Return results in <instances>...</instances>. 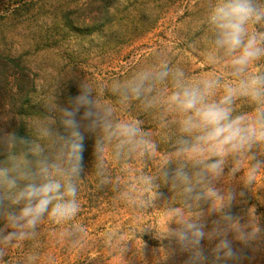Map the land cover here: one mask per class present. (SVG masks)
Segmentation results:
<instances>
[{
	"label": "rangeland",
	"instance_id": "374dc122",
	"mask_svg": "<svg viewBox=\"0 0 264 264\" xmlns=\"http://www.w3.org/2000/svg\"><path fill=\"white\" fill-rule=\"evenodd\" d=\"M222 2L0 0V152H9V126L28 92L51 113L73 110L76 98L86 95L92 112L84 119L80 107L75 115L82 129L75 142L85 149L83 171L71 175L76 213L59 222L47 217L34 228L14 227L7 219L0 264L13 254L27 255L25 264H264V139L223 157L213 173L218 203L204 212L162 210L151 187L162 163L213 156L153 150L172 136L194 140L198 134L182 130L190 113L169 102L183 87L205 90L206 81L214 82L206 90L208 103L235 89L226 105L231 117L257 133L264 129V88L253 96L251 87L241 86L264 77V54L238 72L232 61L239 52L216 46L210 17ZM252 4L264 12V0ZM245 27L248 36L264 33V17ZM162 72L168 75L161 78ZM136 86L139 95L132 91ZM34 123L50 131L55 118ZM103 124L106 135L93 145ZM117 124L137 126V139L147 143L118 146L110 135ZM53 140L52 134L45 150H52V178L63 185L75 161L67 145L55 147ZM138 234L163 245L150 247Z\"/></svg>",
	"mask_w": 264,
	"mask_h": 264
},
{
	"label": "clouds",
	"instance_id": "9594fccd",
	"mask_svg": "<svg viewBox=\"0 0 264 264\" xmlns=\"http://www.w3.org/2000/svg\"><path fill=\"white\" fill-rule=\"evenodd\" d=\"M262 17H264V12H258L252 0H223L210 17V22L217 29L216 46L225 49L229 54L239 52V55L232 61L234 65L239 66L237 67L238 72L243 71L251 61L264 54V47L260 46L261 42H264V33L258 36H248L245 27L249 21L259 22ZM167 75V72L160 73L161 78ZM213 84L214 82L206 81L205 90L195 86L183 87L181 91L169 97V102L181 112L190 113L182 121V130L187 133H198L194 137V143L190 146H187V141L182 142L186 145L182 151L209 152L213 156L220 157L206 166L209 171L215 172L219 170L223 157L229 151L243 147L254 138L264 139V129L257 133L254 129L241 126L240 117H231L230 109L226 105L232 102L235 89L229 88L227 94L219 102H206V90L211 89ZM241 86L251 87L253 96H260L261 89L264 88V77H253L250 85L242 83ZM132 91L139 95L140 87L136 86ZM75 103L76 108L65 111L67 117L65 124L72 128L76 127L74 117L80 107L86 109L83 114L84 119L92 116V112L88 110L91 101L86 95L78 96ZM74 135L79 136V133H74ZM110 135L119 139L118 146L125 144L138 146L147 143L143 139H137L141 132L137 126L132 124H117ZM71 148L72 155L77 160H82V156L77 155L82 151V145L72 144ZM79 170L78 163L72 164L68 169L69 179L62 185L60 181L48 178V169L43 167L41 171L45 174L44 182L28 183L12 198L13 203L20 204L23 201L24 206L18 214L10 216L11 225L34 228L45 213L57 222L72 217L77 211V204L75 201L76 188L71 182V175L78 174ZM9 183L15 186V181H9ZM62 188L63 191H61ZM14 235L16 233H9V238Z\"/></svg>",
	"mask_w": 264,
	"mask_h": 264
},
{
	"label": "trees",
	"instance_id": "16d2710c",
	"mask_svg": "<svg viewBox=\"0 0 264 264\" xmlns=\"http://www.w3.org/2000/svg\"><path fill=\"white\" fill-rule=\"evenodd\" d=\"M85 35H90L84 32ZM24 84H22L23 86ZM26 85H24L25 87ZM27 87V86H26ZM51 109L44 104L41 99L28 92L25 94V100L18 108L16 122L9 126L8 146L9 152H0V231L3 224L13 214H18L23 207L24 202L15 204L12 202L14 195L23 189L28 183L40 184L45 180V174L41 171L47 167V176L53 179L51 151L45 150V144L53 134V146L65 144L68 147V153L79 164V172L85 164L84 160H77L72 155V144H76L82 129L77 124L78 118L75 116L76 127L72 128L65 124L67 119L65 111L56 110L51 113ZM84 114V113H83ZM49 116L55 118V124L50 131H44L39 123H34L36 119L43 120ZM83 116V115H82ZM54 128V129H53ZM99 136L96 140L104 138L106 126L99 127ZM175 131V130H173ZM59 140V142H58ZM61 140V141H60ZM183 141H187L190 146L194 143L192 139L177 140L173 136L164 141H160L153 148L154 152L159 154H170L172 152L182 151L186 147ZM61 142V143H60ZM77 153L82 156L84 151ZM89 151H94L90 149ZM220 157L211 156L209 159L194 160H168L156 168L152 174L151 187L158 197V207L165 211L183 210L186 213L197 214L204 212L218 203V193L213 187V171L207 169V164ZM224 161V160H223ZM9 181H15L13 187ZM22 205V206H21ZM51 208V206H50ZM49 217L47 213L41 220ZM40 222V221H39ZM137 239L142 240L150 247L159 248L163 243L149 236L138 234ZM27 255L13 254L6 263L25 264Z\"/></svg>",
	"mask_w": 264,
	"mask_h": 264
}]
</instances>
